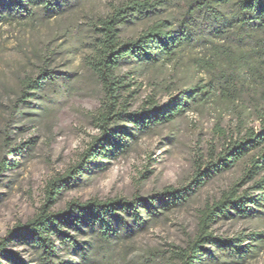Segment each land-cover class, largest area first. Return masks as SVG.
Masks as SVG:
<instances>
[{"label": "rangeland", "instance_id": "374dc122", "mask_svg": "<svg viewBox=\"0 0 264 264\" xmlns=\"http://www.w3.org/2000/svg\"><path fill=\"white\" fill-rule=\"evenodd\" d=\"M126 0H82L72 9L48 19L0 23V236L19 223H26L43 205L49 181L64 177L78 165L81 154L101 134L96 112L101 106V83L87 63L90 53L91 23ZM167 14L180 17L188 0H168ZM142 24H128L124 37L135 36ZM204 54L189 49L182 59L166 66L136 70L122 66L119 73L131 81L129 110L145 105L150 96L165 103L176 91L208 74L194 63ZM41 68L56 71L55 84L30 96L21 93V81L36 76ZM251 80L232 108L210 102L200 110L188 111L171 122L159 125L140 137L123 153L98 159L65 187L53 210L64 209L71 200L132 198L150 195L167 186L182 187L191 180L194 163L204 161L214 146L225 143L218 127L238 138L246 128L259 130L264 112V93ZM168 87H171L168 88ZM243 111L244 127L239 116ZM250 152L231 169L213 176L188 204L174 207L155 218L137 234L92 240L79 236L89 247L81 257L73 249L56 242V264H180L178 247H186L198 230L201 210L221 198L234 184L248 190L264 170L254 178L246 176ZM264 203V201H263ZM263 212L255 217H222L212 224L217 235L236 237L252 231H264ZM254 253L235 264H264V241L254 242ZM11 257L25 264H41L35 250L17 240L0 254V264H13ZM197 264H215L204 262Z\"/></svg>", "mask_w": 264, "mask_h": 264}, {"label": "trees", "instance_id": "16d2710c", "mask_svg": "<svg viewBox=\"0 0 264 264\" xmlns=\"http://www.w3.org/2000/svg\"><path fill=\"white\" fill-rule=\"evenodd\" d=\"M82 0H0V23L55 17L72 9ZM168 0H126L91 23L90 53L87 63L97 75L103 90L101 106L96 112L101 134L81 154L78 165L64 177L46 186L43 205L26 223H19L0 236V254L13 240L29 244L41 264H56V242L73 249L81 257L89 247L79 236L109 241L125 234L147 229L163 211L190 203L201 188L215 175L231 169L250 152L245 175L254 178L264 170V112L260 113L259 130L246 128L238 138H231L222 127L225 138L221 149L212 147L209 159L199 156L194 173L182 187L167 186L150 195L107 200H71L61 210H53L62 190L98 159L126 152L140 137L155 127L171 122L188 111L200 110L210 102L232 108L251 80L264 93V0H188L182 16L167 14ZM128 24H142L135 36L124 37ZM200 48L204 54L194 63L209 76L190 84L173 87L176 93L165 103L150 96L141 109L130 111L128 97L131 81L119 73L122 66L136 70L166 66L182 59L189 49ZM56 71L41 68L38 75L21 81L23 96H34L55 84ZM171 89V87H168ZM240 126L245 117L240 112ZM253 192L239 191L234 184L221 198L208 203L200 212L198 230L186 247H178L180 264L212 262L235 264L254 253V242L264 241V231L223 237L215 234L212 224L218 219L255 217L263 212L264 178L256 181ZM13 264H25L11 257ZM64 264V263H61Z\"/></svg>", "mask_w": 264, "mask_h": 264}]
</instances>
